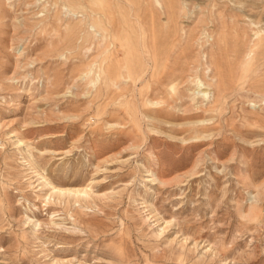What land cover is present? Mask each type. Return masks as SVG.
I'll return each mask as SVG.
<instances>
[{
    "label": "rangeland",
    "instance_id": "1",
    "mask_svg": "<svg viewBox=\"0 0 264 264\" xmlns=\"http://www.w3.org/2000/svg\"><path fill=\"white\" fill-rule=\"evenodd\" d=\"M0 264H264V0H0Z\"/></svg>",
    "mask_w": 264,
    "mask_h": 264
}]
</instances>
